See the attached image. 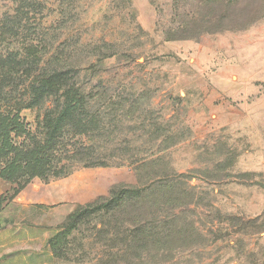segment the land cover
<instances>
[{
    "label": "rangeland",
    "instance_id": "1",
    "mask_svg": "<svg viewBox=\"0 0 264 264\" xmlns=\"http://www.w3.org/2000/svg\"><path fill=\"white\" fill-rule=\"evenodd\" d=\"M204 1L0 0L13 143L43 144L62 90L27 104L55 66L85 97L2 195L0 224L26 222L19 193L42 202L39 264H264V0Z\"/></svg>",
    "mask_w": 264,
    "mask_h": 264
},
{
    "label": "trees",
    "instance_id": "2",
    "mask_svg": "<svg viewBox=\"0 0 264 264\" xmlns=\"http://www.w3.org/2000/svg\"><path fill=\"white\" fill-rule=\"evenodd\" d=\"M209 2V5H212L214 0H205L204 4ZM207 4V5H208ZM196 16L206 17L209 22L207 25L199 28V33L206 31L208 33H214L219 31L222 27L217 24H212L210 17L213 15L201 14L198 10L196 11ZM223 28H228L224 26ZM58 63H56L57 65ZM66 72L63 69V66H55L54 70L49 72L47 75L42 76L31 90L30 102L27 104L32 105L33 101H40L39 97L42 94L48 95L52 91L62 90L61 96L63 98V106L57 113V115L51 119L49 125L47 126L46 137L43 144L38 146L37 152H34L33 149L24 150L23 142L20 145L13 143L11 136L12 131H16L23 126V122L20 121L17 113L14 115H0V178L3 180L14 181L19 178H25V183H28L33 173L27 172L24 175V170H28L30 166L34 163H40L43 161L44 148L50 147L49 145L54 143L59 136L63 133V129L68 122H71V119L75 117L76 121L80 123L82 118V113L79 111L81 101L84 97V92L82 90L76 89L73 84L68 82V78L65 74ZM10 155V156H9ZM8 159L4 162L1 161V158L7 157ZM21 161H24L23 164ZM26 168V169H25ZM39 173L42 174L40 171ZM172 192H175L174 187H169ZM168 188V189H169ZM123 192H129L128 190H120L115 196H112L110 199L105 200L104 202H99L93 207L89 208V211H96L102 207H107L113 204H118L123 200ZM139 192V191H138ZM2 197L0 203L2 202ZM57 236V235H56Z\"/></svg>",
    "mask_w": 264,
    "mask_h": 264
},
{
    "label": "crops",
    "instance_id": "3",
    "mask_svg": "<svg viewBox=\"0 0 264 264\" xmlns=\"http://www.w3.org/2000/svg\"><path fill=\"white\" fill-rule=\"evenodd\" d=\"M6 186V180L0 178V200L7 190ZM20 195L19 193L13 201L18 202L26 211V216L21 218L26 222L17 224L14 221L9 224H0V264H39L40 260L45 259L48 255L45 244L48 236L52 233V223L48 221L47 212L40 207L41 201L32 205V201L29 199L23 203L25 196L22 195L21 200ZM5 203L6 201L2 204L5 205ZM3 210L0 211V221L4 219ZM39 247H41L40 250ZM43 250L45 253L38 256L39 252Z\"/></svg>",
    "mask_w": 264,
    "mask_h": 264
}]
</instances>
